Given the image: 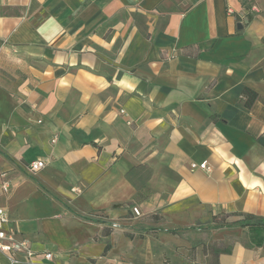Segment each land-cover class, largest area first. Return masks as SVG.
Segmentation results:
<instances>
[{"label": "crops", "instance_id": "obj_1", "mask_svg": "<svg viewBox=\"0 0 264 264\" xmlns=\"http://www.w3.org/2000/svg\"><path fill=\"white\" fill-rule=\"evenodd\" d=\"M244 1L0 0V207L36 253L0 264H264V227L233 222L264 217Z\"/></svg>", "mask_w": 264, "mask_h": 264}, {"label": "built area", "instance_id": "obj_2", "mask_svg": "<svg viewBox=\"0 0 264 264\" xmlns=\"http://www.w3.org/2000/svg\"><path fill=\"white\" fill-rule=\"evenodd\" d=\"M45 161L43 159H34L28 163V169L31 173H35L44 167ZM195 166V164H192ZM200 168H206V161L200 163L198 165ZM132 212L136 215L140 214L139 209L136 206H133ZM8 217L0 207V252L8 254L12 260H19L15 257V255L21 253L24 257L30 258L34 256L36 253L31 247V243L26 238L17 237V233L14 229L7 226ZM44 257L50 259L52 257V253L50 251L45 252Z\"/></svg>", "mask_w": 264, "mask_h": 264}, {"label": "trees", "instance_id": "obj_3", "mask_svg": "<svg viewBox=\"0 0 264 264\" xmlns=\"http://www.w3.org/2000/svg\"><path fill=\"white\" fill-rule=\"evenodd\" d=\"M244 92L247 94L250 93V96L245 101V105L249 106L255 99L256 94L248 90L247 91L244 90ZM241 216H242L241 218L233 221L235 222L234 224H238L240 226H248L251 228L264 227V217H257L252 214H241Z\"/></svg>", "mask_w": 264, "mask_h": 264}, {"label": "rangeland", "instance_id": "obj_4", "mask_svg": "<svg viewBox=\"0 0 264 264\" xmlns=\"http://www.w3.org/2000/svg\"><path fill=\"white\" fill-rule=\"evenodd\" d=\"M246 4H248V5H252V4H254V6H256V9H257V1L256 0H245L244 1ZM254 11H257V10H254ZM133 207V206H132Z\"/></svg>", "mask_w": 264, "mask_h": 264}]
</instances>
